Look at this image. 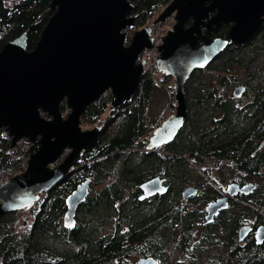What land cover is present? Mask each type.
Returning a JSON list of instances; mask_svg holds the SVG:
<instances>
[{"label":"water","instance_id":"obj_1","mask_svg":"<svg viewBox=\"0 0 264 264\" xmlns=\"http://www.w3.org/2000/svg\"><path fill=\"white\" fill-rule=\"evenodd\" d=\"M53 10L33 49L26 33L7 41L0 49V129L14 147L28 140L26 169L0 185V218L30 209L39 194L51 190L73 171L78 155L94 147L103 126L80 128L81 117L90 105L110 92L111 108L129 102L140 89L144 61L140 53L152 49L151 29L135 30L131 0H51ZM210 12L214 14L210 17ZM175 23L162 37L155 61L159 73L174 80V112L153 130L145 146L155 151L170 143L182 128L187 114L186 84L192 74L213 63L228 42L241 45L250 40L264 21V0H172L155 23L172 16ZM189 26H185L187 21ZM229 24L224 37L210 38L211 27ZM207 27L202 35L200 28ZM243 86L234 89L240 95ZM65 106V117L60 104ZM33 143V144H32ZM68 151L60 163L51 167ZM90 179L79 182L66 198V226H72L77 208L88 195ZM144 196L164 193L158 178L140 186ZM256 188L245 183L244 194ZM230 189V187L228 188ZM194 191H188L191 196ZM228 207V197L209 204L207 221ZM249 229L240 228L243 239ZM264 243V226L255 233V244Z\"/></svg>","mask_w":264,"mask_h":264},{"label":"flooded vegetation","instance_id":"obj_2","mask_svg":"<svg viewBox=\"0 0 264 264\" xmlns=\"http://www.w3.org/2000/svg\"><path fill=\"white\" fill-rule=\"evenodd\" d=\"M213 14L214 12H210V17ZM190 24L189 20L185 26ZM229 26L222 25L216 30L212 26L210 38L224 37ZM263 26L264 21L250 40L241 45L228 42L224 50L228 48L229 51L238 46V52L242 53L244 60L241 67L245 69H249L256 60L255 56L245 59L247 48L253 50V53L264 54V47L258 48L260 42L264 43ZM207 30L206 26L200 28L202 35H206ZM219 32L223 34L220 36ZM213 65L215 64L211 63L208 69ZM220 67V77H223L224 81L231 79V82L218 85L219 96L224 103L233 101L239 106L240 115H224L226 112L222 110L221 115L192 117L194 132H198L202 140L209 135L210 138H215L211 135L219 130L228 131L225 136L222 134L223 152L220 158L213 152L208 157L195 161V155L190 152H169L164 147L170 155H176L173 160H165L164 157L127 161L118 157L113 159V163L111 159L100 162L98 170L93 173L96 178L86 177L90 179L87 197H96L104 188L111 189L113 196L105 206H79L72 226L65 225V203L64 212L57 218L62 231L56 233L53 226L50 228V238L52 243H55L52 246L62 252L63 249L58 247L61 236L65 235L64 241L70 235H74L75 239L86 236L89 244L106 247L109 251L108 256L97 258L95 264H228L229 259L236 253L244 252L246 244L256 246L255 233L259 226H264V221L255 214L245 218L244 200L246 198L264 201V105L261 104V90L257 88L260 84L257 81L254 85L250 84L249 81L255 79L253 77L244 82H236V77H232L228 72V64H221ZM212 86H208L209 89ZM237 86H243V90L240 95L235 96L234 89ZM261 87L264 90V86ZM207 100L211 102L212 98ZM241 100L246 102L241 104ZM262 103L264 104V97ZM186 121L185 119L175 138L166 145L177 141ZM221 124L223 127L219 128ZM103 128L104 126L102 130ZM109 131L107 128V133ZM240 133L247 134L246 142L249 144L245 148L234 147L230 143L234 136ZM189 159L192 162H186ZM248 162L251 163V170L248 168ZM220 167L223 169L221 172ZM72 169L76 170L78 167L73 166ZM138 170L146 173V176L133 182ZM76 171L79 173L82 170ZM104 171L107 174L103 176ZM152 178H158L166 192L144 196L140 186ZM81 181L83 180L76 182V185ZM249 182L256 183V188L250 193L237 191ZM95 185L100 187L90 195ZM74 188L69 187L68 195ZM192 190L194 193L187 196V192ZM165 196L169 204L167 208L162 206L161 201ZM222 197H228V207L219 210L207 221L209 204ZM82 214L84 217H81ZM53 220L51 218V222ZM141 225L144 228L139 227ZM244 226H247L249 231L240 239L239 231ZM113 240L115 244L111 242ZM263 246L264 244L259 245Z\"/></svg>","mask_w":264,"mask_h":264},{"label":"trees","instance_id":"obj_3","mask_svg":"<svg viewBox=\"0 0 264 264\" xmlns=\"http://www.w3.org/2000/svg\"><path fill=\"white\" fill-rule=\"evenodd\" d=\"M7 1H12L10 6L7 5ZM50 1L51 0H0V49L7 41L20 36L24 32L27 37L28 49H33L44 25L53 12V10L48 8ZM131 1L138 4L139 11L137 17L146 19L155 8V1L157 0ZM167 1L168 0H160V2ZM218 34L221 36L223 33L219 32ZM259 44L258 48L264 47L263 42ZM238 48V46H235L233 49H229V51L227 48V50L223 51L217 58L223 66H227L228 64L229 73L232 72L233 67L243 64L244 60L241 58L242 53L238 52ZM251 48H253V44ZM221 68L222 67L217 65L210 68L217 73V75L213 73V78H217L218 85L222 82H231V79L224 81V78L220 77ZM205 71L206 69L200 70L191 76L190 80H195V86L191 89L192 97L190 100L187 98L190 87L188 84H186L185 87L187 121L177 138L178 141L179 138H182L185 143L181 144L177 143V141H173L170 145L160 147L167 148L169 152L170 150L182 154L190 152L195 155V161H200L213 152L220 158L223 152L222 134L225 136L228 132L219 130V132L211 135V137L215 138H210L209 135L205 140H202V136H199L198 132H194L195 125L192 123V117L194 115H202L200 108L204 107L206 115H221L222 110L226 112L224 115H240L241 110L233 101H228L227 103L222 101L217 91L218 85H213L212 88L209 89ZM230 75L233 77L232 74ZM168 79L169 77L163 76L161 82H167ZM158 86L159 83L154 81L147 72H144L142 75V83L137 94L121 107L111 109L112 115L115 116H110L104 121V128L103 130L101 129L102 132H100L98 136L96 145L88 151H83L78 155L74 166H77L78 169L82 171L77 173L78 171L76 170L78 169L73 170L54 188L43 193L36 207H33L32 212L29 215H25L20 222H17V220L14 221L17 212L6 214L0 218V264H95L97 258L109 255L108 248L89 244L86 240V236L82 239H75L74 235H70L66 241H64L65 235L60 237L58 247L63 249L61 252L56 246H52L55 245V243H52L53 241L50 238V228L53 226L56 233L62 231L59 226L60 221L57 220V218L65 210V198L68 195L69 187H75L76 182L84 180L86 177L92 176L96 178L93 173L98 170L97 166L100 162L111 159L113 163V159L118 157L128 161L131 156L136 154L138 155V160L150 158L161 159L164 157L165 160H173L176 157L174 154L170 155L169 152L160 155L157 153V150L151 152L146 151V141L141 139L142 135L146 132L143 126L144 110L151 100L152 94L158 89ZM257 88L261 90V104L264 105L262 103L264 90L259 85H257ZM208 98H212V101L209 102L207 100ZM205 102L208 103L206 104ZM107 104V102L93 103L86 108L82 118L87 122L98 121L100 115L104 113ZM193 106L197 107V111H190ZM60 109L62 113L65 111L63 103L60 104ZM112 122L116 124V129L113 133L110 131L107 133V128ZM204 127L205 126H202V128ZM218 127L222 128L223 126L221 124ZM224 127L226 128L227 126ZM246 140L247 134L240 133V135L234 136L230 143L233 144L234 147L245 148L249 144ZM8 149L10 150V140L5 131L0 129V172L3 171L13 159V154L7 153ZM133 160L136 159L133 158ZM248 165V168L251 170V163L248 162ZM106 174L107 172L104 171L103 176ZM145 176L146 173L138 170L133 182L144 179ZM111 196H113L112 190L104 188L96 197H87L79 206L80 208L105 206L109 202ZM166 198L165 196L164 199L161 200L164 208L169 206ZM250 214L259 215L264 221V201L258 202L245 198V218ZM8 216L9 220L3 221L4 218ZM51 218L54 219L52 222ZM20 223L21 230H17L16 227ZM139 227L144 228L143 225ZM111 242L115 244V240ZM262 248H264V246H249V244H246L244 252L242 254L236 253L235 256L229 259L228 264H264V252L260 251ZM51 257L54 259H51Z\"/></svg>","mask_w":264,"mask_h":264},{"label":"rangeland","instance_id":"obj_4","mask_svg":"<svg viewBox=\"0 0 264 264\" xmlns=\"http://www.w3.org/2000/svg\"><path fill=\"white\" fill-rule=\"evenodd\" d=\"M171 1L172 0H168L167 2H160V0L155 1L156 6L153 9V11L151 12V14H149V16L146 17V19H143L141 17H137V13L139 11L138 4L131 1L133 8L131 10L132 12H130V13H131V15L135 16V25H134V27H131L127 30L128 34H127L126 44L130 42L131 36L135 30H139L141 28L150 26L152 28L153 35L156 37V41H155L154 45L152 46L153 49L149 50L147 52L146 56L147 57L150 56V57L154 58V56H156V54L159 55L158 46L161 43V39L167 33V31L172 28L173 24L175 23V19L172 15L170 17H167L162 22L155 23L154 21ZM6 3H7V5L10 6L12 1H7ZM246 50H247L246 53H248V54H246L245 59L247 57L251 58V57L255 56L256 60L252 63V65L250 66L249 69H245L241 66L233 67L232 72L230 74H232L233 76L236 77V82H244L245 80H248L249 77H253L255 79H251L249 81L250 84L254 85L255 81H257L260 84V86H264V54L263 53H253V50L248 49V48ZM256 55H258V56H256ZM212 64H215L217 66H221L220 61H218L217 59ZM205 69H206L205 77L208 79V86H212V85L217 86L218 85L217 84V78L216 77L213 78V73L215 75H217V73H215V71L213 69H210V68L208 69V67ZM197 72H199V71H197ZM163 76H165V75L162 73H159L158 70L156 71V76H155L156 80H154V81L159 83V86H158V89H156L154 91V93L152 94V96H151L152 98L149 101V103L146 105L145 110H144L145 115L143 118L144 119L143 126H144V129H146V132L142 135L141 139H144V141H146V144H147L148 138L150 137V135L152 133V130L156 126H158V124H160L164 120V118L170 116L174 112L175 107H176V102H175L173 92H172V85H173L174 80L170 76H165V77H169L168 81L167 82H161V79ZM194 81L190 80L187 82L188 86L190 87L189 88L190 92H189V94H187V98L189 100L192 97L191 89L193 88V86H195ZM219 88L220 87L218 86V89ZM229 94H231V92ZM110 101H111L110 92H106L104 95H102L99 102H107L109 105L107 104V107L105 108L104 113L102 115H100L99 120L94 121V122H87L84 118L81 117L80 128L82 130L91 129L94 125H98L99 123L102 126L104 124V121L108 117L115 116V115H112V110H111L112 108L110 106ZM245 102H246V100L240 101L241 104H243ZM205 103L207 104L208 102H205ZM200 110H201L202 115H206V113L204 112L205 111L204 107H201ZM190 111L191 112L197 111V107L196 106L191 107ZM67 112H68L67 110H65L63 112L64 117H65ZM112 124H113V122L111 123V125H109L108 129L110 130V132L113 133V131H115V129H116V124L115 123L113 125ZM147 134H148V136H147ZM177 143L184 144L185 141H183L182 138L181 139L179 138V141L177 139ZM30 145H31V143L28 140H25V139L19 140L14 147H10V150L8 149L7 153L13 154V155L19 154V155L28 156L27 152L29 151ZM67 152L68 151L65 150L64 154L59 158V160L50 166L53 167V166L57 165L58 163H60L61 160L64 158V156H66ZM133 158H135L136 160L139 159L137 154L134 156H131L130 160H133ZM186 162H192V161H191V159H189ZM221 170H223L222 167L219 168V172H221ZM20 171L23 172V170H20V169H16V170L13 169V171L10 174H7V177L8 176L12 177L13 175H17V174H19ZM191 174H192V172L190 171L189 175H191ZM109 180H110V178L107 180V182H109ZM99 187L100 186H97V185L93 186V188L89 194L93 195L95 192H97ZM42 196H43V193L39 195L38 199H41ZM33 207H36V204ZM32 208L22 212V214H21L20 218L17 220V222H20L21 219L25 215H29L33 210ZM81 217H84V215L82 214ZM8 218H9V216L5 217L3 221H8L9 220ZM16 229L21 230V223L18 224ZM260 251L264 252V248H262Z\"/></svg>","mask_w":264,"mask_h":264},{"label":"built area","instance_id":"obj_5","mask_svg":"<svg viewBox=\"0 0 264 264\" xmlns=\"http://www.w3.org/2000/svg\"><path fill=\"white\" fill-rule=\"evenodd\" d=\"M148 27L151 29L150 37L153 39V45H154V43L156 41V37L152 33V28L150 26H148ZM149 50H150L149 48L144 49L140 53L139 58H138V61H144L145 62L144 63V72H147L151 78H153L154 80H156V77L155 76H156L157 68H156V65H155V61L157 60L158 54H156V56H154V58H152L150 56L147 57L146 54H147V52ZM157 153H159L161 155V154H165L166 151H165L164 148H158L157 149ZM27 159H28V156L19 155V154L13 155L12 161L8 164V166L3 171L0 172V185L3 182H5L6 180H8V179L11 178L10 176L7 177V174H10L13 171V169H15V170L16 169H20V170H23L24 171L26 169V166H27ZM21 172L22 171H20L19 173H21ZM38 201H35L34 204H33V206L35 204L37 205ZM26 210H29V209H22V210L17 211V215H16L14 221L18 220L20 218L22 212H24Z\"/></svg>","mask_w":264,"mask_h":264},{"label":"clouds","instance_id":"obj_6","mask_svg":"<svg viewBox=\"0 0 264 264\" xmlns=\"http://www.w3.org/2000/svg\"><path fill=\"white\" fill-rule=\"evenodd\" d=\"M103 126V125H102ZM27 155H28V152H27ZM40 195V194H39ZM68 196V195H67ZM40 200V199H39ZM17 212V211H16ZM15 213V212H14Z\"/></svg>","mask_w":264,"mask_h":264},{"label":"crops","instance_id":"obj_7","mask_svg":"<svg viewBox=\"0 0 264 264\" xmlns=\"http://www.w3.org/2000/svg\"><path fill=\"white\" fill-rule=\"evenodd\" d=\"M86 179V178H85Z\"/></svg>","mask_w":264,"mask_h":264}]
</instances>
